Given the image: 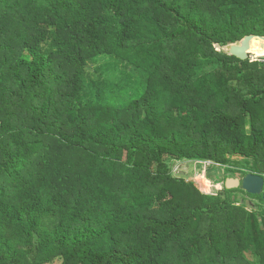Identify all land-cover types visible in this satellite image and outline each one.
<instances>
[{"label": "trees", "instance_id": "trees-1", "mask_svg": "<svg viewBox=\"0 0 264 264\" xmlns=\"http://www.w3.org/2000/svg\"><path fill=\"white\" fill-rule=\"evenodd\" d=\"M248 35L264 0H0V264H264L263 197L169 164L264 177Z\"/></svg>", "mask_w": 264, "mask_h": 264}, {"label": "rangeland", "instance_id": "rangeland-1", "mask_svg": "<svg viewBox=\"0 0 264 264\" xmlns=\"http://www.w3.org/2000/svg\"><path fill=\"white\" fill-rule=\"evenodd\" d=\"M252 60H260L264 62V55L263 54H254L251 56ZM91 66L93 64H90ZM132 71V70H131ZM106 80H108V77H106ZM117 82H113V89L117 87ZM136 88V87H135ZM134 86H129L127 89L126 96H131L133 92ZM231 164L229 167L243 170V171H250V163L246 160H244L242 157H233L231 158ZM170 167L172 169L173 176L177 178H184L187 181H192L195 183L196 187L204 194L207 195H217L219 192L223 190L224 183L217 184L215 181L210 180L209 176L212 174L217 175V172L215 171V166L212 163H198V162H188V161H171ZM222 174H226V167H222ZM252 174V173H250ZM229 178H243L245 176L239 174H229ZM207 180L210 183V189L209 191H202L201 189V183H199L200 180ZM238 197L240 200H242L248 208L254 207L255 205L260 206L261 202L258 199L255 198H249L245 197L241 193L238 194ZM259 204V205H258ZM50 264H61L60 260H56Z\"/></svg>", "mask_w": 264, "mask_h": 264}, {"label": "water", "instance_id": "water-1", "mask_svg": "<svg viewBox=\"0 0 264 264\" xmlns=\"http://www.w3.org/2000/svg\"><path fill=\"white\" fill-rule=\"evenodd\" d=\"M222 50L240 60H247L255 52H264V36L248 35L241 41L231 44ZM225 188L228 190L241 188L253 196H262L264 199V177L257 174H247L243 178L226 179Z\"/></svg>", "mask_w": 264, "mask_h": 264}, {"label": "bare ground", "instance_id": "bare-ground-1", "mask_svg": "<svg viewBox=\"0 0 264 264\" xmlns=\"http://www.w3.org/2000/svg\"><path fill=\"white\" fill-rule=\"evenodd\" d=\"M254 54H263L264 55V52L263 51L262 52L257 51ZM199 183H201L202 191H209L211 186H210V183L207 180L202 179V180L199 181Z\"/></svg>", "mask_w": 264, "mask_h": 264}]
</instances>
